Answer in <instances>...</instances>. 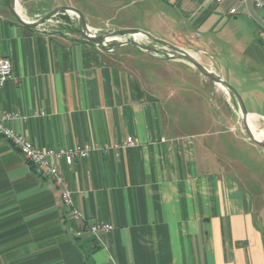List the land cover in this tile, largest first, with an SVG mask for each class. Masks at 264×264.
<instances>
[{
    "label": "crops",
    "instance_id": "1",
    "mask_svg": "<svg viewBox=\"0 0 264 264\" xmlns=\"http://www.w3.org/2000/svg\"><path fill=\"white\" fill-rule=\"evenodd\" d=\"M25 1L17 13L41 18ZM168 3L180 20L163 18L157 33L117 29L187 51L227 82L237 67L246 68L248 88L264 85V28L248 6L232 15V0ZM46 23L25 27L0 0V57L14 74L0 89V113L25 116L16 128L39 148H92L88 159L61 166L86 221L72 218L61 185L0 137V264H264V184L226 155L248 139L214 131L226 117L209 114L190 83L223 87L190 64L183 69L182 58L165 59L168 46L146 37L138 41L160 53L101 48ZM90 223L114 230L96 236Z\"/></svg>",
    "mask_w": 264,
    "mask_h": 264
},
{
    "label": "rangeland",
    "instance_id": "2",
    "mask_svg": "<svg viewBox=\"0 0 264 264\" xmlns=\"http://www.w3.org/2000/svg\"><path fill=\"white\" fill-rule=\"evenodd\" d=\"M27 1V0H26ZM25 1V2H26ZM30 5H33V14L40 13L41 18L45 13L49 14L54 8L71 6L81 10L86 18L87 23H91L96 27L89 26L96 29H101L103 32L117 31L119 25L127 24L130 26H137L145 28L147 31L157 33L154 28L161 24L164 19L180 20L179 8L165 0H29ZM46 14V15H47ZM40 18H36L35 21ZM47 26L50 31L62 34L65 37L78 36L77 29L79 21L77 15L70 13H60L47 21ZM136 29V28H129ZM130 37H119L108 44L109 49H115L121 45V42ZM166 52H170L166 48ZM173 54V53H172ZM181 67L190 64L189 61L182 58ZM191 65V64H190ZM178 69V65H173ZM192 66V65H191ZM184 69V68H183ZM231 73L229 83L242 96L245 106L249 111L257 112L264 117V85L257 83V87L248 88L245 80L240 75L246 74V68L232 67L228 68ZM198 76L203 77L199 71H196ZM233 73V76H232ZM238 76H237V75ZM235 75V76H234ZM264 77V72H260ZM189 77V76H187ZM237 77L238 82L232 79ZM231 79V80H230ZM190 82H188L189 84ZM190 89L194 94L201 98L207 108L209 114L225 115L226 122L223 126H214L213 130L229 129L242 137H245L246 131L243 123L242 114L236 98L225 88L220 87V91L216 92L210 86H206L201 82L200 77L198 81L190 83ZM205 87H204V86ZM256 89V91H255ZM259 118V119H258ZM249 125L251 129L261 135L264 141V118L258 117ZM252 124V125H251ZM241 139V145L232 152L226 153L227 160L232 162L233 166H238L240 173L247 176L249 179L259 181L264 184V149L249 138ZM232 166V167H233ZM244 170V173H242ZM264 190V187H263Z\"/></svg>",
    "mask_w": 264,
    "mask_h": 264
},
{
    "label": "built area",
    "instance_id": "3",
    "mask_svg": "<svg viewBox=\"0 0 264 264\" xmlns=\"http://www.w3.org/2000/svg\"><path fill=\"white\" fill-rule=\"evenodd\" d=\"M167 2L177 0H165ZM218 3H224L227 0H216ZM236 5L231 8L230 14L235 15L239 11L240 6H247V0H232ZM253 2L254 9L264 11V0H251ZM91 28V32L94 35L102 34L101 29ZM262 39H264V29L261 33ZM117 39V38H114ZM114 39L108 40L102 47H108V44L114 41ZM129 39L121 42L123 46ZM14 78L12 62L7 57H0V89L5 84ZM26 120L25 116H22L17 111H10L0 113V137L9 141L33 166L37 174L43 177H49L54 180L57 185L63 187L62 190V202L71 213L74 220H84L83 216L75 205L72 191L68 188L66 179L61 171V166H71L77 161L86 160L89 158L92 148L90 146H71L61 148H48L42 149L37 147L23 132L16 128V123ZM132 142V138L128 139V144ZM89 230L93 235H99L101 233H110L114 230V226L105 223H93L89 225Z\"/></svg>",
    "mask_w": 264,
    "mask_h": 264
},
{
    "label": "water",
    "instance_id": "4",
    "mask_svg": "<svg viewBox=\"0 0 264 264\" xmlns=\"http://www.w3.org/2000/svg\"><path fill=\"white\" fill-rule=\"evenodd\" d=\"M11 10L13 14L15 15L16 20L22 24L25 27L29 28H37L43 24H45L47 21L51 20L53 17L60 13H70L73 15H77L78 21H79V27L77 29V32L87 41L93 44H96L97 46L102 48V45L106 43L110 39L119 38V37H130L132 40L126 42L123 46L129 45V46H136L141 48L142 50L150 53H160L159 50L152 48L146 44H143L138 41L139 36L146 37L148 39H151L157 43L167 45L169 50L173 52V54L164 56L165 59L171 60L176 58H184L189 63L195 67L200 73H202L207 78L211 79L215 83L219 84L223 88H225L227 91H229L237 100L242 118L243 123L245 126L246 131V138H249L253 143L256 145L262 147L264 149V141L262 139H258L255 136L254 131L251 129L249 125V112L245 106V102L242 98V96L239 94V92L226 80H224L221 76L213 72L212 70L207 69L197 58L192 56L187 51L181 50L173 45L167 44L161 40L156 39L151 34L147 32L140 31L138 29H122L117 31H110V32H103L102 34L94 35L91 32V28L88 25L86 18L83 14V12L75 7L71 6H65V7H58L54 8L49 14L45 15L44 17L40 18L37 21H27L23 19L16 11V5L17 0H10ZM247 6L252 14V16L261 24V26L264 28V21L259 17V15L256 13L252 6L251 0H247ZM121 46V45H120Z\"/></svg>",
    "mask_w": 264,
    "mask_h": 264
},
{
    "label": "bare ground",
    "instance_id": "5",
    "mask_svg": "<svg viewBox=\"0 0 264 264\" xmlns=\"http://www.w3.org/2000/svg\"><path fill=\"white\" fill-rule=\"evenodd\" d=\"M138 38H139V37H138ZM256 118H257V116H255V115H250V116H249V122L252 123V121H253L254 119H256ZM258 119H259V118H258ZM253 122H254V121H253ZM252 124H253V123H252ZM252 124H251V125H252ZM253 131H254V133H255L256 138H258V139H262V138H261V135L258 134V133H256L254 128H253Z\"/></svg>",
    "mask_w": 264,
    "mask_h": 264
}]
</instances>
